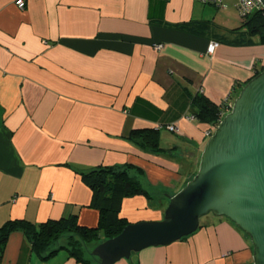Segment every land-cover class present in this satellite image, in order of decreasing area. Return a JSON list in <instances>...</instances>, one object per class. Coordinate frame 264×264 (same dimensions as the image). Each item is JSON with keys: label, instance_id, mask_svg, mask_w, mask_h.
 <instances>
[{"label": "crops", "instance_id": "crops-1", "mask_svg": "<svg viewBox=\"0 0 264 264\" xmlns=\"http://www.w3.org/2000/svg\"><path fill=\"white\" fill-rule=\"evenodd\" d=\"M237 2L216 11L198 0H26L24 9L0 0V228L73 216L97 227L83 173L126 165L152 198H124L120 216L163 219L170 196L197 174L212 128L195 116L196 96L227 114L264 68V45L239 43ZM146 128L158 130L160 152L130 138ZM0 264L80 263L66 249L43 259L15 230ZM115 264H254L253 245L210 214L188 237Z\"/></svg>", "mask_w": 264, "mask_h": 264}, {"label": "water", "instance_id": "water-1", "mask_svg": "<svg viewBox=\"0 0 264 264\" xmlns=\"http://www.w3.org/2000/svg\"><path fill=\"white\" fill-rule=\"evenodd\" d=\"M210 214L230 219L249 236L254 264H264V70L243 87L208 140L197 174L170 196L163 219L128 224L92 255L100 264L129 260L188 237Z\"/></svg>", "mask_w": 264, "mask_h": 264}, {"label": "trees", "instance_id": "trees-1", "mask_svg": "<svg viewBox=\"0 0 264 264\" xmlns=\"http://www.w3.org/2000/svg\"><path fill=\"white\" fill-rule=\"evenodd\" d=\"M240 17L243 21L238 28L242 30L239 43H253L257 39L256 42L264 45V9ZM206 26L210 27L211 24L207 23ZM194 103L197 106L195 116L202 123L212 127L219 125L226 115L220 106L205 96L197 95ZM130 138L146 150L152 152L162 150L158 130L135 129L131 132ZM83 178L93 191L92 206L99 210L97 227L82 226L75 216L48 220L39 225L22 219L9 220L0 228V258L3 256L10 234L15 230H22L34 251L43 259L66 249L80 264H100L99 259L92 255L93 249L104 240L121 233L123 228L130 224L126 218L120 216L123 199L135 195H145L151 199L152 191L150 186L143 183L140 170L132 165L102 167L88 174L83 173ZM203 219L204 217L201 225ZM80 243L97 245L89 256L85 257L84 252L78 247Z\"/></svg>", "mask_w": 264, "mask_h": 264}, {"label": "built area", "instance_id": "built-area-1", "mask_svg": "<svg viewBox=\"0 0 264 264\" xmlns=\"http://www.w3.org/2000/svg\"><path fill=\"white\" fill-rule=\"evenodd\" d=\"M198 1L202 2L203 4L214 5V6H217L219 8L224 7L223 0H198ZM16 5L20 9H24L26 7V0H16ZM236 8H237L240 16L244 17V16H247V15L253 13L256 10L264 9V6L260 0H238V2L236 4ZM162 46H163L162 44H157L156 48L160 49ZM217 46H218V42L210 43V45L208 46V49H207L208 53L212 54ZM217 126H213L211 129H209L206 132V136L208 139H210L213 136ZM167 129L171 132H178L179 131V127L176 124L167 125Z\"/></svg>", "mask_w": 264, "mask_h": 264}, {"label": "rangeland", "instance_id": "rangeland-1", "mask_svg": "<svg viewBox=\"0 0 264 264\" xmlns=\"http://www.w3.org/2000/svg\"><path fill=\"white\" fill-rule=\"evenodd\" d=\"M213 7V9H215L216 11H219L220 9H222V8H219V7H217V6H212ZM222 10H224V9H222ZM222 12V11H221ZM236 12H237V15H238V17L239 18H241L240 17V14H239V12H238V10L236 9ZM235 12V13H236ZM224 21V19L221 17V16H217V19H216V22L218 23V24H220V23H222ZM262 66V65H261ZM243 89V88H242ZM242 91V90H241ZM240 91V92H241ZM240 94V93H239ZM229 113V112H228ZM207 140H209V139H207ZM97 244H95V243H93V244H89V245H84L83 243H80L79 244V249H81L83 252H84V256L85 257H88L89 256V253L92 251V249L96 246ZM86 250H87V252H86Z\"/></svg>", "mask_w": 264, "mask_h": 264}]
</instances>
